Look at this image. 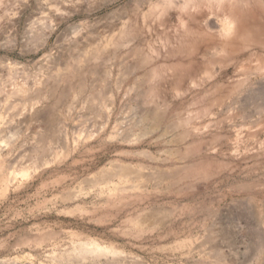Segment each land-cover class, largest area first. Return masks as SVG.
<instances>
[{
  "label": "rangeland",
  "instance_id": "374dc122",
  "mask_svg": "<svg viewBox=\"0 0 264 264\" xmlns=\"http://www.w3.org/2000/svg\"><path fill=\"white\" fill-rule=\"evenodd\" d=\"M174 1L0 0V264H264V0Z\"/></svg>",
  "mask_w": 264,
  "mask_h": 264
},
{
  "label": "bare ground",
  "instance_id": "6f19581e",
  "mask_svg": "<svg viewBox=\"0 0 264 264\" xmlns=\"http://www.w3.org/2000/svg\"><path fill=\"white\" fill-rule=\"evenodd\" d=\"M175 1H174V3H175ZM249 2H250L249 0H183L182 4L180 6H178V7L180 9V13H181L180 17L182 18V20H183V18L189 17V16L195 18L196 16L192 15V7H195V8L198 7L199 8L204 3L206 5H208L209 7L213 8L214 10H216L217 13L227 14L228 16L224 20H222L221 23L219 22L220 23V31H221V35H222L221 37L224 39V42L222 43L221 50L222 49L224 50V49H227L230 45H232V44L234 45L235 44V42H234L235 38L243 37L246 34H249V30H248L246 22L244 20V17H246V16L243 13V10L248 8V6L250 5ZM169 4H172V2H170ZM235 45H238V44L236 43ZM98 53L99 52H96L95 55H98ZM95 69L97 70V67ZM11 81L12 80H8L7 79L3 83H1V85H0V93H2V92L3 93H7V98H8V95H12V96H14V98L15 97H19V96L22 97L23 93L25 92L22 83L17 85L15 92H14V90H10V91L6 90L7 86H9V83H11ZM81 90H83V89H81ZM52 93H54V91H52ZM35 95H36L35 97H37V99H38V101L40 103L41 97L44 95V93L41 92V90H40L39 92H36ZM60 96H59L60 97L59 99L61 101L63 100L62 97L66 98V94L65 93L60 94ZM94 98H96V97H94ZM59 99L55 98V100L53 101V105L54 106L56 105V103H58ZM5 100H6V98H5ZM59 103H62V102H59ZM35 105H36V103L33 105V107H31V109H35ZM23 110H24V108H23ZM0 111H2V110L0 109ZM17 113L19 114L20 112L18 111ZM0 114H1V118H0V131H1V133L10 132V130L8 129L9 123L13 122V120L15 118H12V121L10 119L9 121H11V122H9L6 118L3 117L1 112H0ZM14 114L15 113H12V114L9 113L8 114V118L10 117L9 115H11V117H13ZM19 117H20V115H19ZM158 119H160V117H158ZM16 121H17V119H16ZM14 124H16V123H14ZM11 125H12V123H11ZM12 128H13V125H12ZM47 134H48V132H47ZM6 145L8 146L7 143H6ZM7 146H3V147L6 148ZM4 148H2V149H4ZM35 170H36V168H35ZM24 176H25V178H27V177L30 176V174L28 172H25ZM14 178H16V176ZM9 180L11 181V178L8 177V180L6 181L8 186H9L8 183L10 182ZM87 250L92 252V253H94V254H100L101 256L104 255V254H107V253L108 254L111 253V254L117 255V252L115 250H113V249L112 250L111 249H105V248H103V247H101L100 245H97V244L90 246L89 249H87ZM232 264H234V263H232Z\"/></svg>",
  "mask_w": 264,
  "mask_h": 264
}]
</instances>
